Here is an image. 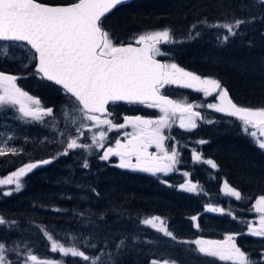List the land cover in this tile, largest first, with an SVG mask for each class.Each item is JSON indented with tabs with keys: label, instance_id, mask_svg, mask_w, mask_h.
Instances as JSON below:
<instances>
[{
	"label": "trees",
	"instance_id": "16d2710c",
	"mask_svg": "<svg viewBox=\"0 0 264 264\" xmlns=\"http://www.w3.org/2000/svg\"><path fill=\"white\" fill-rule=\"evenodd\" d=\"M75 1L38 0L49 5ZM237 18L250 22L241 25L227 42L225 29L208 26L234 23ZM102 21L115 45L132 42L143 31L170 30L174 41L161 44L167 53L161 60L217 80L237 106L264 108V4L259 0H134ZM19 49L13 47L0 58V74L17 76V86L38 99L42 109H52L55 117L29 120L15 105L0 106V136L7 135V144L20 149L18 154L8 151L0 156V181L26 162L58 158L53 165L21 179V191L0 196V218L7 221L0 226V241L15 250L8 252L14 264H24L28 252L39 260L86 264L79 257L53 253V243L99 256L87 264H108L101 260L102 255L113 259L110 264H151L152 259L226 264L200 254L194 241H225L229 235L250 258H262L264 237L258 239L247 232V225L255 220L252 204L264 196V150L257 144L261 136L250 137L238 119L216 112H207L205 117L212 122H202L192 131L170 130L180 161L176 170L187 173L189 183H196L195 193L179 188L180 175L124 170L116 167V161L112 166L103 164L100 170L93 171V166L80 169L86 160L83 155L61 157L60 148L48 141L59 135L60 130L52 126L63 127L59 111L70 105L69 97L43 82L31 67L32 53ZM161 93L174 100L185 98L190 104L201 100L200 93L175 85H165ZM109 111L113 118H154L159 113L146 106L122 105H112ZM200 140L207 142L198 143ZM193 150L202 160H213L217 168L195 162ZM61 167L64 170L58 172ZM225 184L240 191L241 199L226 195ZM209 207L222 211L208 212ZM152 217H160L172 236L157 234L141 224ZM79 223H87V228H80ZM121 241L118 251L116 245Z\"/></svg>",
	"mask_w": 264,
	"mask_h": 264
},
{
	"label": "snow or ice",
	"instance_id": "6c2138e0",
	"mask_svg": "<svg viewBox=\"0 0 264 264\" xmlns=\"http://www.w3.org/2000/svg\"><path fill=\"white\" fill-rule=\"evenodd\" d=\"M131 0H77L70 5H46L38 0H0V46L6 50L15 45L25 51L32 52L35 73L46 82H53L61 86L69 96L68 103L77 105V111L82 114L86 121L94 126H107L109 131L116 129L131 128V132H124L125 137H130L125 143L116 140L115 147H107L99 158L109 160L110 156L119 157L116 167L130 169L132 171L151 173H164L175 170L180 162L178 152L165 150L164 141L168 137L164 135V129H171L170 117L177 112L181 113L179 127L185 130H194L198 127L195 118H203L202 114L193 111V107L187 103L168 98L161 93L165 85H175L183 89H193L202 92L206 97L212 95L214 90L219 91V104H208L207 107L214 109L216 113L234 117L243 122L244 131L259 129L260 135L264 136V108L251 109L237 106L229 98L227 90L221 89L220 83L211 78H201L199 75L184 70L176 63H160L156 57L162 54L157 46L161 41L165 43L174 41L170 36V30L154 31L150 34L140 35L135 40L142 47L116 46L110 38V34L103 29L102 17L117 6L130 3ZM264 4V0H259ZM255 17L250 18L255 21ZM250 21L245 18H237L234 23L209 24V27L223 28L226 30L224 41L235 37L241 25ZM197 36L199 33L196 34ZM178 42V41H175ZM42 74V75H41ZM18 77L14 75L0 74V106L19 105V112L23 117L32 120H40L44 115H51L52 109H42L40 101L34 99L27 92L17 86ZM36 107H30L27 102ZM124 102L129 105L139 104L148 108L158 109L161 116L158 119H144L140 116H124L122 123H113L108 109L110 103ZM211 123V120L206 121ZM82 127H88L82 125ZM82 136L83 133H80ZM257 136V131L250 133ZM99 141L106 138L104 130L98 133ZM92 144L103 148L104 144L98 143L96 135H93ZM200 140L198 143H206ZM155 146L163 155H157L148 151L150 146ZM259 148L264 150V141L259 142ZM88 144H80L73 138L67 143V148L62 155H68V150L88 148ZM15 152V148L12 149ZM5 155V150L0 148V156ZM193 160L210 165L216 169L217 164L211 159L202 160L201 155L193 150ZM52 163L51 159L28 163L26 167L9 176L0 184L11 185L15 183V189L0 191V196H10L13 191L22 190L20 177L32 172L40 165ZM82 167L88 168L87 160ZM187 175V173L185 174ZM163 182V181H162ZM226 195L241 199V192L224 185ZM185 192L195 193L196 183L181 185ZM95 191V189H93ZM59 211V210H57ZM208 212L222 211L209 207ZM255 211L260 214L259 226L251 224L248 234L256 237H264V196L255 202ZM197 220V217H192ZM156 221H160L158 225ZM7 221L0 218V226L6 225ZM15 223V222H13ZM143 223L151 226L165 236L172 233L163 226L160 217L145 219ZM197 227L199 225L197 224ZM123 241L116 245L119 251ZM194 243L198 251L205 257L218 258L220 261H232V264H264V259H252L248 254L237 247L233 236L229 235L225 241H212L197 239ZM95 248V245H91ZM10 250L5 242L0 241V264H14L8 256ZM53 253L59 251L63 257H79L83 261H97L99 256L90 257L83 250L76 247L51 245ZM103 250H101L102 252ZM18 255V253H17ZM264 257V251L261 252ZM35 264H51L50 260H37V255L30 254L26 261ZM114 264H118L115 261ZM151 264H175L170 259H152Z\"/></svg>",
	"mask_w": 264,
	"mask_h": 264
},
{
	"label": "rangeland",
	"instance_id": "374dc122",
	"mask_svg": "<svg viewBox=\"0 0 264 264\" xmlns=\"http://www.w3.org/2000/svg\"><path fill=\"white\" fill-rule=\"evenodd\" d=\"M154 31H161V30H148V31H143V33L139 34L132 41V43H135V40L138 39L140 35L150 34V33L154 32ZM163 43H164V41H161L159 44H163ZM13 47H16V46L13 45V46H11V48H9V49L6 50L4 47L0 46V58L5 57V55H9V54H6V53H10L12 51ZM20 49H19V51L24 50L22 48H20ZM160 49H161L162 53H164L163 45H160ZM28 51L31 52L30 49H28ZM18 55H19V53H18ZM164 55L165 54H162V55H159L157 57L164 56ZM165 63H173V62L165 61ZM179 89L184 90V91H188V92H191V93H200V97H201L200 102H196L194 104H190L188 102V100L185 99V98H183L182 100H177V101H180L181 103H187V104L192 105V107H193L194 110H196V111H198V112H200L202 114V117H203V118H201L202 122L208 121V119H206V117L204 116L203 113L206 114L207 112H215L214 109L208 108L207 105L208 104H219L218 96H219V91L220 90H214V92H213L212 95H209V96L206 97L202 92H196L193 89H183V88H179ZM2 94H3V92H2V90H0V95H2ZM27 103H28V105L30 107H36L35 105L31 104L30 101L27 102ZM15 106H17V110L16 111L19 112V105H15ZM76 109H77V105H75V104H70V105L63 106V109L59 111L60 112V115L58 117V119L63 122V127H58L57 128V126H52L53 129L60 130L58 132L59 135L57 136V138H54L53 140H48V141L50 143H53L55 146L57 145V147L60 148V151H58V152H59V154H60L61 157H67L69 155H76V154L83 155L82 157L87 160V162H88V164L90 166L88 168L82 167V164L84 163V161H83V163L80 164V167H79L80 169H84V170L87 171V170L90 169L91 166H93L95 168L97 167L99 169H102L103 166H104L103 165V162H102L103 160L100 159L99 157L101 155H103V153H104V151H106L107 147L111 146V147L114 148L115 147L116 140H120L121 143H125L126 140L128 138H130V137H125L123 135V133L124 132H131L132 129L129 127V128L119 129V130L113 129V130L109 131L107 129V126H99V127L94 126L92 124V122L84 120L83 117H82V114L79 111H77ZM156 110H158V109H156ZM45 116L48 117V118H54L55 117V114L52 113L51 115H44L40 119V121ZM160 116H161V113L159 112L157 117H154V118H144V117H142V118H144V119H158ZM123 117L124 116H121V117L119 116L117 118H113V116L111 114V116H108L106 118L111 119L113 121V123H122L123 122ZM180 117L181 116H179V117H177V116L170 117V120H169V124L171 125V129L170 130H172L174 128L181 129L179 127ZM27 119L32 120V118H30V117H28ZM195 119H196V122L198 124V118H195ZM240 122L243 124L242 121H240ZM82 125H87L88 127H82ZM243 129H244V125H243ZM101 130H104L106 132V138L103 141H99V137H98V133ZM170 130L168 128L164 129V135L166 137H168L164 141V147H165V150H168V151L173 150V148L176 150V142L169 136L170 135ZM181 130H183V131H189V130H185V129H181ZM190 131H192V130H190ZM252 131H257V136L256 137H253V138H258V137L261 136V139H259L257 141V144L259 145V142L260 141H263L264 136L260 135L259 129H252L249 126L248 127V131H247V134L250 137H252L250 135V133ZM80 133H83V135L81 136ZM93 135H96L97 140H98V143H101L102 142L104 144V147L103 148H98V144L97 145H93L92 144L91 138H92ZM73 138L77 139V142L80 143V144H88L89 147L88 148H77V149H74V150H68V152H69L68 155H62L61 153L63 151H65L66 148H67V143H69L71 141V139H73ZM7 139H8V136L7 135H1L0 136V148H3L5 150V152H8V151L13 152L12 151L13 147L10 144L9 145L7 144ZM168 141L170 142L169 143V146H168ZM148 151L150 153H153V154H157V155H161V156L163 155V153L160 152L158 149H156V147L154 145L153 146H150L149 149H148ZM15 152H16V154H18L17 152H20V149L15 148ZM89 159H91V160L89 161ZM112 160H115L116 161V165H118L119 162H120L119 161V157H116L115 159L109 158V160H107V162H110ZM112 164H113V162H112ZM94 170H96V169H93V171ZM127 170H130V169H127ZM136 172H138V171H136ZM169 173H174V174L180 175V178L182 177V179H183L181 185H187V184H189V181L186 180L188 178V175H185L186 174L185 172H181V171L174 170V171L169 172ZM149 174H151V173H149ZM8 178H9V176H7L3 180H7ZM20 181H21V184H22V180L21 179H20ZM181 185L179 186L180 189H181ZM0 187L5 188L6 190L15 189V183H13L11 185L0 184ZM255 202H256V200H255ZM255 202L252 204V207H251L252 208V215L254 216V219L255 220L252 223H250V224L252 226H254V227H258L259 226V217H260V214L255 211ZM156 223L159 225L160 224V221H156ZM141 224L143 225V220L141 221ZM87 225H88L87 223H79V227L80 228H87ZM249 225H247V230L249 228ZM163 226H164V222H163ZM147 227L149 229L153 230V232L156 231L151 226H147ZM156 232H157V234H161V235L163 234L162 232H158V231H156ZM62 234H63V236H67L68 235L67 233H64V232ZM69 237H71L70 234H69ZM254 237L255 238H258V239L263 238V237H256V236H254ZM262 244H263L262 247H264V243H262ZM60 245L61 244H59L58 247ZM197 249H198V246H197ZM57 252H58L59 256H62L59 251H57ZM28 255H30L29 252H28V254L26 256H28ZM100 258H102L101 260H104V262L105 261L108 262V264L112 263V261H113V259L111 257H105L103 255ZM80 259L82 260V258H80ZM261 259H264V257H262ZM37 260L38 261H41L39 259H37ZM25 261H24V264H25ZM84 262L87 264V261H84ZM224 262H226V264H232V261H224ZM26 264H35V262L29 260V261L26 262ZM51 264H60V263L51 262ZM93 264H100V262H94Z\"/></svg>",
	"mask_w": 264,
	"mask_h": 264
},
{
	"label": "water",
	"instance_id": "95a60500",
	"mask_svg": "<svg viewBox=\"0 0 264 264\" xmlns=\"http://www.w3.org/2000/svg\"><path fill=\"white\" fill-rule=\"evenodd\" d=\"M134 0H131V2H133ZM77 2V1H76ZM130 2V3H131ZM75 3V2H74ZM71 4H73V3H71ZM127 4H129V3H125V4H122V5H119V6H117L115 9H113L111 12H109V13H107L106 15H105V17L106 16H108V15H110L113 11H115L116 9H118V8H120V7H122V6H125V5H127ZM47 5V4H46ZM66 5H70V4H66ZM104 17H102L101 19H103ZM121 46V45H120ZM122 46H129V44H125V45H122ZM131 46H133V47H142L143 45H139V44H131ZM30 47V46H29ZM32 52L34 51V50H31ZM158 62H160V63H163L161 60H157ZM33 71H34V68H33ZM35 72V71H34ZM42 75V74H41ZM43 80V79H42ZM44 82H46L45 80H43ZM46 83H50V84H52V85H54V86H56L58 89H60L62 92H64L65 93V91L62 89V87L61 86H58V85H55L53 82H46ZM66 94V93H65ZM67 95V94H66ZM168 98H170V97H168ZM171 99V98H170ZM115 104H118V105H129V104H126V103H124V102H116ZM110 105H113L112 103H110L109 105H108V108H109V106ZM134 105H139V104H134ZM194 111V110H193ZM176 115H181V113L180 112H177L176 113ZM39 162V161H38ZM54 161L52 160V163H53ZM28 163H32V162H28ZM28 163H25V164H23V165H21V166H19V167H17L14 171H13V173L14 172H16L17 170H19L21 167H26V165L28 164ZM52 163H50V164H52ZM50 164H46V165H40L39 167H37L36 169H34L32 172H30V173H27L26 175H22L20 178H26L27 176H29V175H32L33 173H35L36 171H38V170H42V169H45V168H47ZM13 175V174H12Z\"/></svg>",
	"mask_w": 264,
	"mask_h": 264
},
{
	"label": "flooded vegetation",
	"instance_id": "af4514ba",
	"mask_svg": "<svg viewBox=\"0 0 264 264\" xmlns=\"http://www.w3.org/2000/svg\"><path fill=\"white\" fill-rule=\"evenodd\" d=\"M56 158H58V157H56ZM110 158H112V159H115L116 158V156H111ZM64 170V169H63Z\"/></svg>",
	"mask_w": 264,
	"mask_h": 264
}]
</instances>
